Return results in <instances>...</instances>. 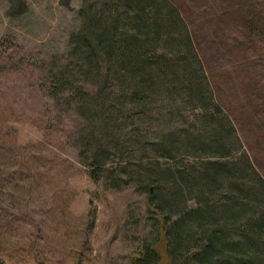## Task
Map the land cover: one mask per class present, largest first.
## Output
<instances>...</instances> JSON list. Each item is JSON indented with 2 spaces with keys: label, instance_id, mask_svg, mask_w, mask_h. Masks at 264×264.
I'll return each mask as SVG.
<instances>
[{
  "label": "rangeland",
  "instance_id": "obj_1",
  "mask_svg": "<svg viewBox=\"0 0 264 264\" xmlns=\"http://www.w3.org/2000/svg\"><path fill=\"white\" fill-rule=\"evenodd\" d=\"M171 1L189 26L214 98L264 177V0ZM83 5L110 14V0H0V120L16 129L17 143L34 145L28 150L43 164L33 187L21 181L15 189L8 211L16 212L18 227L8 232L14 239H4L12 248L15 237H35L48 264H75L76 257L82 264H130L154 235L147 191L138 183L140 168L155 159L146 140L185 125L178 115L187 109L166 93L152 92L145 104L130 103L121 94L126 89L106 98L113 87L104 91L103 73L83 67L70 43ZM63 66L70 85L53 79ZM101 114L120 131L112 135L97 122ZM95 133L108 145L96 182L88 175L96 143L86 139ZM165 245L155 246L162 264Z\"/></svg>",
  "mask_w": 264,
  "mask_h": 264
},
{
  "label": "trees",
  "instance_id": "obj_2",
  "mask_svg": "<svg viewBox=\"0 0 264 264\" xmlns=\"http://www.w3.org/2000/svg\"><path fill=\"white\" fill-rule=\"evenodd\" d=\"M110 2L109 15L84 5L79 10L80 29L70 43L81 65L103 73L104 91L113 87L108 99L119 89H126L121 94L133 104H145L152 92L166 93L179 97L187 109L178 115L185 125L161 128L146 140L155 159L140 168L138 183L147 191L154 235L130 264H162L155 247L161 240L168 258L164 264H264V177L214 98L186 20L171 0ZM67 72L63 66L53 79L70 85ZM95 120L112 135L120 131L105 114ZM15 132L0 120V264H48L35 237H15L12 248L6 240L14 239L8 232L18 227L16 212L8 211L15 209V189L21 181L22 187H33L43 165L28 150L34 145L17 143ZM86 139L96 143L88 163V175L96 182L103 177L108 145L101 146L96 133ZM82 262L75 258V264Z\"/></svg>",
  "mask_w": 264,
  "mask_h": 264
}]
</instances>
